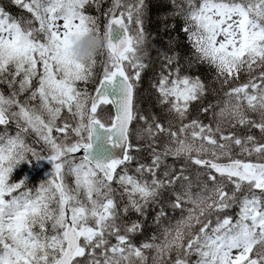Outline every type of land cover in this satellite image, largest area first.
I'll use <instances>...</instances> for the list:
<instances>
[{"label": "snow or ice", "instance_id": "1", "mask_svg": "<svg viewBox=\"0 0 264 264\" xmlns=\"http://www.w3.org/2000/svg\"><path fill=\"white\" fill-rule=\"evenodd\" d=\"M101 2L13 0L28 14L20 17L0 8V84L10 90L0 92V264H264V0H171L193 49L189 67L208 65L224 98L204 105L208 85L165 54L170 70L152 87L173 117L167 129L138 106L148 0H112L103 32L87 11ZM89 32L108 39L99 79L98 55L83 65L69 54L73 38ZM193 103L207 123L189 119ZM109 105L115 112L102 121ZM156 133L168 136L160 151ZM28 134L47 157L26 143ZM133 134L152 147L151 164L136 175L128 173ZM29 153L53 166L35 195L12 181ZM168 156L185 160L179 190L172 169L157 171ZM188 164L198 166L194 181ZM169 190L179 217L161 207L156 232L135 243L143 225L124 217H146Z\"/></svg>", "mask_w": 264, "mask_h": 264}, {"label": "trees", "instance_id": "2", "mask_svg": "<svg viewBox=\"0 0 264 264\" xmlns=\"http://www.w3.org/2000/svg\"><path fill=\"white\" fill-rule=\"evenodd\" d=\"M111 2L112 0H102L99 10H97L95 5L87 10L88 14L94 17H98L101 32L104 31V25L106 24L108 18L105 13L111 6ZM148 4L149 8L144 22V29L147 34L144 49L146 50L147 55L144 56L143 60L147 67L141 74V81L139 82V86L137 89V99L138 106L141 110L140 114L149 117L156 116L157 121L161 125H164L167 117V111L165 107H161L157 104V92L155 88L152 87V85L157 83L162 71L165 74L170 70L171 66L167 64L165 54L178 55V64L182 67L185 73L189 75L200 76V78L208 85L209 92L206 94L203 101L204 105H207L208 103L215 105L218 101L223 100L224 97L223 92L219 89V84L215 83V74L209 69L208 65L202 64L194 65L191 68L189 67V60L193 59V49L191 47V43L188 40L187 34L182 30L184 26L183 20L180 17L173 18L171 15V12L173 11L171 0H148ZM0 8H3L5 12L9 13L13 17H20L21 14H23V11L19 7H17L12 0H0ZM189 46L191 47L190 55H188L187 53ZM106 59V50L101 52L97 56L98 64L95 69L97 79H99L103 67V65L99 62ZM246 79L247 75L244 74L241 77V80L236 81L235 83H242ZM79 86L81 88H86L92 94L94 92L95 85L92 83L85 85L83 84V82H80ZM228 87V85H225V88ZM213 89H215V91H213ZM0 92L5 93L6 95L9 94L10 90L8 89L6 83L0 84ZM198 107L199 105L197 103H194L192 105V108L190 109L191 116L189 117V119L199 115L200 119L204 123H207L209 119L208 114H205L203 112L198 113ZM110 114H112V110L109 107H105V111L100 113V118L102 119V121H107L108 115ZM143 123V121L134 122L132 127H136L137 124L143 125ZM2 131L3 129L0 128V132ZM15 132L16 128H14L13 126L8 130L9 135H15ZM250 134H254L255 136H257V138H259L260 136L258 129H253ZM130 138L131 142L135 144V139H137L135 134H133ZM30 141V146L35 148V139L31 137ZM134 147H136V145H134ZM36 150L38 155L42 154L39 149ZM30 157H32L33 159H30ZM38 162L39 161L35 157H33L31 153H29L24 162L16 166L12 174V181L24 180L23 188L26 191L31 192L32 195L36 194L41 184L47 183V181L41 177L39 170L36 167L30 166V163L34 164ZM175 166L176 169H184L186 167L184 162L177 163ZM195 173L196 171L189 176V178L193 181L196 178ZM179 176H181V171L179 172ZM181 183H184V181H177V184L175 185L176 190H179V186ZM168 200L169 198L166 199L165 207L168 206ZM124 222H127V220L124 219ZM152 223L153 222L151 219V225ZM150 231V227H147V229H145V232L143 233L144 238H141V242L145 240V238L151 236Z\"/></svg>", "mask_w": 264, "mask_h": 264}, {"label": "clouds", "instance_id": "3", "mask_svg": "<svg viewBox=\"0 0 264 264\" xmlns=\"http://www.w3.org/2000/svg\"><path fill=\"white\" fill-rule=\"evenodd\" d=\"M107 44V37H98L94 33L89 32L73 38L69 54L76 63L89 65L98 54L106 50ZM141 54H143L142 51Z\"/></svg>", "mask_w": 264, "mask_h": 264}, {"label": "rangeland", "instance_id": "4", "mask_svg": "<svg viewBox=\"0 0 264 264\" xmlns=\"http://www.w3.org/2000/svg\"><path fill=\"white\" fill-rule=\"evenodd\" d=\"M39 173L41 174L42 178H44L46 180L47 179L48 180L51 179V174L52 173L49 171L48 166L46 165V163L45 164H40ZM66 179H67V183L71 186V184L73 183V178L72 177H67ZM72 185H74V183ZM22 190L26 191L24 188ZM237 212H238V209H237L236 213Z\"/></svg>", "mask_w": 264, "mask_h": 264}, {"label": "bare ground", "instance_id": "5", "mask_svg": "<svg viewBox=\"0 0 264 264\" xmlns=\"http://www.w3.org/2000/svg\"><path fill=\"white\" fill-rule=\"evenodd\" d=\"M157 27V26H156ZM152 31V30H151ZM154 31V30H153ZM170 37V36H169ZM178 37V36H177ZM163 40V39H162ZM172 47V46H171ZM184 61V60H183ZM202 68V67H201ZM200 77V76H199ZM202 77V76H201ZM155 83V82H154ZM210 86V85H209ZM147 88V87H146ZM150 93V92H149ZM149 97H150V95H149ZM148 97V98H149ZM150 101V100H149ZM146 111V110H145Z\"/></svg>", "mask_w": 264, "mask_h": 264}, {"label": "water", "instance_id": "6", "mask_svg": "<svg viewBox=\"0 0 264 264\" xmlns=\"http://www.w3.org/2000/svg\"><path fill=\"white\" fill-rule=\"evenodd\" d=\"M113 109V108H112ZM113 111L115 112V109H113ZM79 155H82V153H80Z\"/></svg>", "mask_w": 264, "mask_h": 264}]
</instances>
